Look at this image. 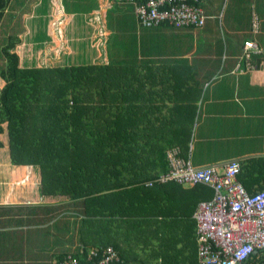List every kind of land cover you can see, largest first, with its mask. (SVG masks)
<instances>
[{
  "label": "crops",
  "instance_id": "obj_1",
  "mask_svg": "<svg viewBox=\"0 0 264 264\" xmlns=\"http://www.w3.org/2000/svg\"><path fill=\"white\" fill-rule=\"evenodd\" d=\"M201 5L207 16L203 27L176 29L141 26L133 2L33 0L23 14L24 30L15 51L21 66L27 67L108 63L135 53L170 57L175 66H189L186 72L181 70L183 79L199 81L202 86L209 81L198 102L188 156L191 163L220 166L231 160L264 157V57L254 56L251 65L241 64V71L238 69L245 40L254 39L264 47L259 22V17L264 19V0H201ZM0 81L1 89L5 82ZM4 128L1 140L8 145L7 124ZM8 154L0 152V167L7 164L3 155L10 158ZM10 166L20 170H10L14 182L10 180L8 185L0 180V264H57L66 253L83 249L81 224L75 217H58L68 197L44 194L34 169L11 162ZM21 171L23 182L28 183L15 178ZM192 187L158 188L157 214L149 215V221L140 227L133 221L132 227L120 223L113 231L101 221L100 246L127 248V264L162 260L195 264L198 202ZM147 201L152 203L149 197ZM93 241L87 242L90 250L99 248ZM168 248L181 251L159 256L157 250Z\"/></svg>",
  "mask_w": 264,
  "mask_h": 264
},
{
  "label": "trees",
  "instance_id": "obj_2",
  "mask_svg": "<svg viewBox=\"0 0 264 264\" xmlns=\"http://www.w3.org/2000/svg\"><path fill=\"white\" fill-rule=\"evenodd\" d=\"M32 1L0 0V78L5 82L0 89V135L7 124L11 163L38 166L42 192L68 197L58 217H75L82 226L85 247L66 253L57 264L68 255L78 257V264H100L106 248L118 256L107 264H127V248L100 246L101 221L113 231L120 223L145 225L149 215L157 214V189L183 185L159 177L169 170L168 152L173 148L189 159L198 102L209 81L202 86L183 79L181 70L189 66H175L170 57L137 53L108 63L21 66L15 48ZM161 26L203 27L168 22L153 27ZM244 44L239 70L241 64L247 66L240 59ZM254 56L263 58L264 52L250 55V65ZM238 179L249 193L264 190V157L242 161ZM192 192L198 203L214 195L206 185L193 186ZM133 214L139 218L133 220ZM89 239L99 248L88 249ZM157 251L164 258L181 250ZM243 264H264V250Z\"/></svg>",
  "mask_w": 264,
  "mask_h": 264
},
{
  "label": "built area",
  "instance_id": "obj_3",
  "mask_svg": "<svg viewBox=\"0 0 264 264\" xmlns=\"http://www.w3.org/2000/svg\"><path fill=\"white\" fill-rule=\"evenodd\" d=\"M136 4L137 19L144 27L164 22L203 26L206 16L200 0H116ZM259 22L256 20V29ZM261 46L248 39L240 57L247 66L252 53H263ZM240 67V64H238ZM169 170L159 179L183 185H206L213 189L210 199L200 201L194 212L197 231L198 264H243L250 256L264 250V190L249 193L238 179L241 162L196 167L179 156V148L168 152ZM95 254V251L92 252ZM118 258L113 248H106L100 264ZM68 255L63 264H78Z\"/></svg>",
  "mask_w": 264,
  "mask_h": 264
},
{
  "label": "rangeland",
  "instance_id": "obj_4",
  "mask_svg": "<svg viewBox=\"0 0 264 264\" xmlns=\"http://www.w3.org/2000/svg\"><path fill=\"white\" fill-rule=\"evenodd\" d=\"M258 12H260V10H258ZM259 22H260V31H261V28L262 29H264V19H262V18H260L259 17ZM258 29H259V27H258ZM1 77V76H0ZM1 79V78H0ZM1 82L2 81H0V84H1ZM0 139H2V135H0ZM6 142V141H5ZM5 147V148H4ZM4 147H3V149H0V152H7V154H8V152H9V148L7 147V142L6 143H4ZM9 155V154H8ZM4 156V161L7 163L5 166H1L0 167V169H3L4 171L3 172H1V170H0V180L1 181H3L4 182V184H6V185H8V183L10 182V176H12L13 174H12V172L10 171V170H15L16 168H18V167H15V166H10V162H11V160H10V158H9V156H7V155H3ZM29 168H31V169H34L33 170V172L35 171V174L36 175H38V178L39 179H41V171H40V169H39V167L38 166H32V167H29ZM19 170H20V168H18ZM22 172V174H21V176H19L18 178L17 177H15L17 180H19V181H21V182H23L24 180H25V178H24V171H21ZM39 174H40V176H39ZM14 176V175H13ZM15 180V179H14ZM11 181H13V180H11ZM14 182V181H13ZM29 182V180H27L26 182H23V183H28Z\"/></svg>",
  "mask_w": 264,
  "mask_h": 264
},
{
  "label": "bare ground",
  "instance_id": "obj_5",
  "mask_svg": "<svg viewBox=\"0 0 264 264\" xmlns=\"http://www.w3.org/2000/svg\"><path fill=\"white\" fill-rule=\"evenodd\" d=\"M201 4V3H200ZM202 6V5H201ZM257 40V39H256ZM243 46V45H242ZM7 64V63H6ZM239 77V76H238ZM220 107V106H219ZM219 109V108H218ZM182 149V148H181ZM182 153V152H181ZM154 186V185H153ZM152 188V187H151ZM118 199V198H117ZM122 201V200H121ZM123 207V206H122ZM129 209V208H128ZM196 209V208H195ZM122 219V217H121ZM101 251V250H100ZM98 254V253H97ZM122 255V254H121ZM123 258V257H122ZM120 260V259H119ZM120 262V261H119Z\"/></svg>",
  "mask_w": 264,
  "mask_h": 264
},
{
  "label": "clouds",
  "instance_id": "obj_6",
  "mask_svg": "<svg viewBox=\"0 0 264 264\" xmlns=\"http://www.w3.org/2000/svg\"><path fill=\"white\" fill-rule=\"evenodd\" d=\"M196 233H197V231H196ZM197 262H198V257H197Z\"/></svg>",
  "mask_w": 264,
  "mask_h": 264
}]
</instances>
